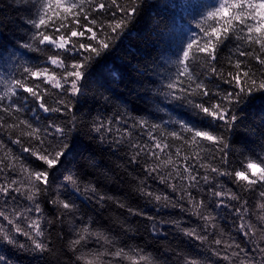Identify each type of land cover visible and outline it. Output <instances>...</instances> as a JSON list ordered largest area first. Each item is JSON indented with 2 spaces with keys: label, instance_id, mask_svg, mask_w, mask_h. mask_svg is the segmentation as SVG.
Listing matches in <instances>:
<instances>
[{
  "label": "snow or ice",
  "instance_id": "snow-or-ice-1",
  "mask_svg": "<svg viewBox=\"0 0 264 264\" xmlns=\"http://www.w3.org/2000/svg\"><path fill=\"white\" fill-rule=\"evenodd\" d=\"M15 2L27 12L21 19L28 26V38L19 47L44 59L32 63L17 51L0 48V61L14 64L0 77V134L8 141L0 138V247L47 254L60 264L61 249L52 229L67 220L71 227L57 232L56 239L72 254L73 264H167L146 248L123 243L94 227L91 217L84 222L76 203L83 191L101 207L113 201L129 214L151 221L148 231L153 236L163 231L158 225L168 224L199 242L196 254L174 250V264H215L211 257L227 264H264V116L258 125L249 126L260 138L259 151L241 149L238 166L229 159L231 134L243 123L245 106L264 98V0H216L202 13L195 25L198 31L190 34L175 59L165 60L156 89L165 99L180 102L177 107L187 106L193 118L180 116L163 123L119 112L85 123L74 114L93 62L125 34L140 11V0ZM224 48H229V55L221 62ZM37 110L48 118L41 121ZM81 125L88 129L89 140L113 152L126 150L127 163L142 169L144 177H134L137 195L157 209L187 213L200 224L185 227L180 220L157 219L90 183L81 189L78 171L65 168L77 155L83 160L80 167H96L92 149L80 139ZM60 169L66 174L53 188V173ZM149 178L173 195L152 190ZM221 178H229L238 190ZM45 200L55 209L52 217L42 206ZM221 208L231 210L236 230L251 246L219 224L216 209ZM94 243L99 247H90ZM0 264L16 262L0 254Z\"/></svg>",
  "mask_w": 264,
  "mask_h": 264
},
{
  "label": "trees",
  "instance_id": "trees-1",
  "mask_svg": "<svg viewBox=\"0 0 264 264\" xmlns=\"http://www.w3.org/2000/svg\"><path fill=\"white\" fill-rule=\"evenodd\" d=\"M215 2L216 0H140V11L129 24L125 34L116 42L112 50L98 57L89 69L90 76L84 94L76 98L74 114L77 118L90 123L93 118L99 117L107 120L119 112L127 117H143L150 123H163L170 118L180 116L186 120L192 119L191 110L187 106L177 107L180 102L171 101L170 98L165 99L156 91L161 83L158 73L163 70L165 60L175 59L178 49L190 34L198 31L195 27L196 23L200 20L202 13L206 12ZM26 16L27 12L15 0H0V21L3 22L0 26V48L7 47L9 51H17L32 63H39L43 61V56L19 47V43L28 38V26L23 24L21 19ZM228 55L229 48H224L220 53L221 62ZM5 58H7L6 53ZM13 68V63L5 64L0 61V77L6 76ZM171 70L174 71V68ZM217 83L220 82L217 81ZM221 87L226 88L227 86L221 83ZM104 96L109 97V100L105 101ZM37 113L41 121L49 116L39 110ZM32 115L28 113L29 117ZM243 115L245 117L243 123L236 132L231 134L232 150L229 159L233 165L237 166L241 149L251 148L259 151L260 138L249 130V126L258 125L261 117L264 116V98L256 99L250 106H245ZM129 122H132L131 119ZM168 127L175 128L176 126L168 125ZM87 132L88 129L81 125L80 139L83 145L92 149L96 167H80L83 160L79 155L75 160L65 164L66 169L78 171L81 189L90 183L105 195L112 196L133 208H141L157 219L180 220L185 227H195L200 224V221L187 213L172 208L157 209L137 195L135 188L138 179L134 177H144L145 173L142 169L137 165L127 163L126 150L113 152L105 145H99L96 140H89L85 135ZM0 138L8 143L6 136L0 134ZM143 138L146 139V137ZM250 141H256V143ZM10 146L15 151H20L19 146ZM21 154L28 158L26 153ZM91 154L84 153L85 156ZM64 174H66L65 169L53 173V177L56 178L53 188L63 182ZM221 180L234 191L238 190L236 185L231 184L229 178H221ZM147 182L152 190L173 195L170 189L158 181L149 178ZM91 196V193H83V191L77 194L76 203L79 205V215L84 217V222L91 217L95 222L94 227L110 232L123 243L146 248L167 264H174V250L196 254L200 247L198 241L183 236L168 224L158 225V229L162 228L163 231L153 236L148 231L151 221L129 214L126 209L118 207L113 201H105L104 206L101 207L94 198L89 199ZM228 203L235 204L236 202L228 201ZM42 206L49 217L54 216L55 209L47 203V200ZM216 213L219 214L221 226L232 232L237 240L244 241L251 246L250 242H247L236 230L233 224L235 216L231 210L221 208L216 209ZM253 220L255 222V217ZM121 224L126 225L129 230L125 232ZM69 227L71 225L65 220L63 225L57 223L52 229L56 246L61 249L58 256L60 264H73L74 261L72 254L61 247L63 241L56 239L57 232L61 229L67 232ZM90 247L98 248L99 244L94 243ZM204 251L207 255L206 248ZM0 254L7 255L16 264H56V258L47 254L41 256L40 254L19 253L10 246L0 247ZM211 259L215 261V264H227L216 257H211Z\"/></svg>",
  "mask_w": 264,
  "mask_h": 264
}]
</instances>
